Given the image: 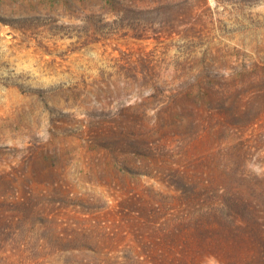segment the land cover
Listing matches in <instances>:
<instances>
[{"label":"rangeland","instance_id":"rangeland-1","mask_svg":"<svg viewBox=\"0 0 264 264\" xmlns=\"http://www.w3.org/2000/svg\"><path fill=\"white\" fill-rule=\"evenodd\" d=\"M0 264H264V0H0Z\"/></svg>","mask_w":264,"mask_h":264}]
</instances>
